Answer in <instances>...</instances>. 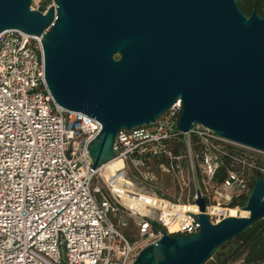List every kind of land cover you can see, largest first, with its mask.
I'll return each instance as SVG.
<instances>
[{
  "label": "built area",
  "instance_id": "built-area-1",
  "mask_svg": "<svg viewBox=\"0 0 264 264\" xmlns=\"http://www.w3.org/2000/svg\"><path fill=\"white\" fill-rule=\"evenodd\" d=\"M51 8L54 21L55 0H31L33 11ZM52 25L41 35L18 28L0 32V264H132L164 231L199 230L198 189L208 209L225 207L249 196L264 178V151L202 123L182 132L181 97L154 121L115 135L113 156L124 168L106 176L92 154L101 122L58 104L48 86L44 38ZM225 161L227 177L217 183ZM195 162L204 187L196 181L186 202L157 190L156 165L183 192L196 179ZM226 190L232 195L223 204ZM207 212L212 222L226 217Z\"/></svg>",
  "mask_w": 264,
  "mask_h": 264
},
{
  "label": "water",
  "instance_id": "water-1",
  "mask_svg": "<svg viewBox=\"0 0 264 264\" xmlns=\"http://www.w3.org/2000/svg\"><path fill=\"white\" fill-rule=\"evenodd\" d=\"M46 14L31 0H0V32L44 38L45 75L55 101L98 119L101 162L107 137L154 121L178 97L179 127L202 123L227 139L264 151V16H246L237 0H55ZM120 55L115 59L114 55ZM112 148V144H111ZM195 233L164 231L132 264H205L264 218V178L248 216L212 222L200 189Z\"/></svg>",
  "mask_w": 264,
  "mask_h": 264
},
{
  "label": "trees",
  "instance_id": "trees-1",
  "mask_svg": "<svg viewBox=\"0 0 264 264\" xmlns=\"http://www.w3.org/2000/svg\"><path fill=\"white\" fill-rule=\"evenodd\" d=\"M240 10L246 15L251 16L252 12L256 10L260 16H264V0H237ZM229 162L225 161L219 169L215 182L221 183L227 177V169ZM249 196L235 197L230 203V206L221 207L219 213L225 215L237 206L243 207L246 205ZM228 243H232L227 251L225 250ZM226 245L218 248L212 255L214 264H228L229 262L238 259L247 250L250 249L249 257L252 264H259L264 257V218L255 221L245 232L235 236Z\"/></svg>",
  "mask_w": 264,
  "mask_h": 264
},
{
  "label": "rangeland",
  "instance_id": "rangeland-1",
  "mask_svg": "<svg viewBox=\"0 0 264 264\" xmlns=\"http://www.w3.org/2000/svg\"><path fill=\"white\" fill-rule=\"evenodd\" d=\"M114 58L119 59L120 55L115 54ZM196 165L197 166H195V169H194L196 179L193 178L189 188L183 192L180 191L174 177L170 173H167L166 171L160 169L158 165H156V170H157V173L159 174V181L156 185L157 190H159L161 193L164 194V196H166L170 199H174V200L181 201V202H186L188 195L193 194L196 191V181L200 180V187L201 188L204 187L202 184V181H201L202 177H201V172H200L199 166L197 163H196ZM229 207H231V206L229 205ZM142 211L145 212L144 209ZM216 211L217 210H215V212L213 211V213L216 214L217 213ZM232 245H233L232 243H228L225 250L227 251L230 247H232ZM249 252H250V249L247 250L238 259L233 260V261L229 262L228 264H252V261L250 260V257H249ZM214 259H215V257L210 258L205 264H214Z\"/></svg>",
  "mask_w": 264,
  "mask_h": 264
},
{
  "label": "bare ground",
  "instance_id": "bare-ground-1",
  "mask_svg": "<svg viewBox=\"0 0 264 264\" xmlns=\"http://www.w3.org/2000/svg\"><path fill=\"white\" fill-rule=\"evenodd\" d=\"M112 138H113V135L111 134L107 137L105 145L101 152V164L106 167V173L108 172L106 176H108L109 174L113 172H116L119 169L124 168V162L121 159L114 158L113 156V152L111 148ZM231 195H232L231 190H226L224 197L221 200L222 203L227 204L229 202V199L231 198ZM221 207H222L221 205H216V206L210 207L208 211L210 213H213V211L215 212V210H217L216 214H219ZM179 209L183 210L184 207L179 206ZM237 215L248 216L249 212L241 208H235L226 214V216H237ZM171 229H174V225L171 226Z\"/></svg>",
  "mask_w": 264,
  "mask_h": 264
}]
</instances>
